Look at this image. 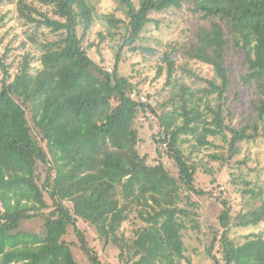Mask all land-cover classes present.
Segmentation results:
<instances>
[{
  "label": "trees",
  "instance_id": "trees-1",
  "mask_svg": "<svg viewBox=\"0 0 264 264\" xmlns=\"http://www.w3.org/2000/svg\"><path fill=\"white\" fill-rule=\"evenodd\" d=\"M81 1L0 0V24L9 15L1 8L11 4L26 33L54 36L32 38L40 66L26 60L14 75L0 60V264H102L81 221L125 264H190L194 236L213 264H264V232L243 244L231 238L233 228L264 225V189L254 194L260 205L236 212L198 179L215 176L214 162L231 164L242 144L264 141V0H117L127 20ZM185 7L196 22L157 67L161 92L142 102V82L121 74L122 52L155 54L139 45L143 31L159 23L154 15ZM99 21L112 38L120 25L126 30L111 72L85 46ZM233 89L245 94L239 127L227 106ZM207 200L223 209L205 230ZM38 219L39 232L21 230ZM71 231L77 242L67 240Z\"/></svg>",
  "mask_w": 264,
  "mask_h": 264
},
{
  "label": "rangeland",
  "instance_id": "rangeland-1",
  "mask_svg": "<svg viewBox=\"0 0 264 264\" xmlns=\"http://www.w3.org/2000/svg\"><path fill=\"white\" fill-rule=\"evenodd\" d=\"M89 2L96 7L99 15L116 14L117 19L127 20L125 13L119 10L120 5L117 0H89ZM80 3L82 6L89 5L87 0H82ZM1 9L3 12H8L9 15L6 22L0 24V60L8 66L9 71L14 75L22 69L26 60H29L33 67L40 66L41 62L37 60V57L41 55V51L32 39L35 38V32L32 33L30 31L26 33V29L19 23L15 5L7 4ZM153 17L159 23L149 24L145 28L139 39V45L152 48L156 53L151 55L142 52L132 54L128 53V49L125 48L122 54L126 53V55L123 56L122 62L120 63V71L123 76L131 78V81L134 83L142 82L141 88L144 94L140 96V100L146 103L148 102L147 92L151 91L153 94H156L157 92H161L164 87L165 77L161 80L156 79L157 67L161 64L164 54L167 52L170 53L173 48L181 44L186 39L189 29L196 22L192 12L186 7L177 11L174 9L168 10L164 14L154 15ZM111 32L112 29L106 21H99L91 32L89 39L85 42L89 56L99 64L105 66L109 72L114 69L117 62V54L123 43L121 35H124L126 30L122 24V27L120 25L119 31L121 35L112 38L109 36ZM100 33L103 34L102 37ZM53 37L52 34L45 30L42 34L37 33L35 39H38L40 42L53 39ZM178 64L180 66L189 65L197 68L209 77H213L214 75L211 68L201 64H195L182 57H178ZM2 76L3 72L0 68V80ZM187 82L190 81L187 80ZM136 95L134 93L133 98H137ZM142 96L146 101L142 100ZM243 96L236 97V90L234 89L229 94L227 106L231 108L234 114L232 118L233 126L239 127L241 125V116L244 111L242 104L238 100L243 98ZM163 101L164 98L161 102ZM140 119H142V116H140ZM218 143L221 146L223 145L220 140ZM149 148H151V145H149ZM151 151L153 152L152 149ZM153 158L151 157L150 159ZM246 158L249 159L248 162L244 161ZM243 161L245 164H241ZM231 162V164L225 166L221 162H214L210 166L214 168L216 172L215 176L212 177L210 174L201 172L198 177L199 182L205 183V186L210 189L208 191L217 189L222 192V196L231 202L232 209L236 212L244 210L245 204H247V208L260 205L261 200L257 199L254 194L264 189V141L261 142L260 139H257L256 142L252 141L251 143L242 144L241 153L236 155ZM232 174H236V176L234 177ZM214 180L215 182H213ZM201 186L205 188L204 185ZM202 203L203 210L201 211V217L203 227L206 230L208 225L218 224L216 216L223 208L215 200L202 201ZM43 223L40 219L25 221L21 224V230L39 232ZM128 225L129 223L126 224V228L130 230V226ZM79 228L87 236L90 245L94 247L102 264H125L120 258V250L116 247L105 246L104 242L99 240L98 235L89 224L81 221ZM261 231L264 232V225H261L259 228H233L231 238L237 243L243 244L253 233ZM66 238L69 242H77V237L72 231ZM201 239L209 245L212 240H205L203 236H201ZM187 243L189 250L187 252V259L190 261V264H213L207 258L205 245L201 244L196 239V236L189 239ZM214 253L219 256L217 250ZM74 255L78 261L85 263V257L79 248L74 247ZM184 264L188 263L185 262Z\"/></svg>",
  "mask_w": 264,
  "mask_h": 264
},
{
  "label": "built area",
  "instance_id": "built-area-1",
  "mask_svg": "<svg viewBox=\"0 0 264 264\" xmlns=\"http://www.w3.org/2000/svg\"><path fill=\"white\" fill-rule=\"evenodd\" d=\"M133 95H134V94H133ZM133 95H132V97H133ZM141 98H142L143 101H146V99H145L143 96H142Z\"/></svg>",
  "mask_w": 264,
  "mask_h": 264
}]
</instances>
